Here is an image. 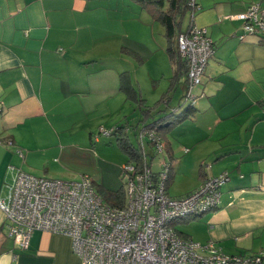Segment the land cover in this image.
I'll return each mask as SVG.
<instances>
[{
    "label": "crops",
    "instance_id": "crops-1",
    "mask_svg": "<svg viewBox=\"0 0 264 264\" xmlns=\"http://www.w3.org/2000/svg\"><path fill=\"white\" fill-rule=\"evenodd\" d=\"M196 4L198 17L191 16L190 23L207 29L214 53L202 85L194 90L197 102L187 104L194 108L193 116L167 134L170 150L164 148L163 160L173 164L172 182L191 180L186 192L207 178L228 174L220 206L185 226L197 229V241H213L227 254H260L264 252V33L241 40L243 22L230 16L254 4L264 11V0H196ZM131 7L138 10L135 17H126ZM127 21L152 36L159 27L134 0H0V200L7 198L21 171L51 179L87 176L94 185L115 191L99 169L101 140L96 133L98 128L112 132L127 126L128 104L138 109L120 89L123 73L129 72L149 108L143 83L134 81L132 73L149 66L154 82L167 85L153 97L159 108L165 107L168 115L185 112L180 106L186 105L188 80L178 78L170 89L176 68L164 43L150 38L145 44H130L139 58L135 60L121 52L123 45L128 46ZM114 38L116 48L110 44ZM166 92L170 94L164 99ZM178 96L181 102L173 105ZM135 145L139 146L138 139ZM10 227L0 209V264H83L68 236L34 231L29 247L21 249L9 236ZM184 228L177 226L179 233L193 240Z\"/></svg>",
    "mask_w": 264,
    "mask_h": 264
},
{
    "label": "built area",
    "instance_id": "built-area-1",
    "mask_svg": "<svg viewBox=\"0 0 264 264\" xmlns=\"http://www.w3.org/2000/svg\"><path fill=\"white\" fill-rule=\"evenodd\" d=\"M234 18L243 22L241 40L264 33V11L258 4L230 16ZM178 46L188 66L184 103L194 106V90L203 83L214 42L206 28L193 24L178 36ZM100 132L112 135L104 128ZM137 139L144 166L139 169L132 163L123 167L127 176L123 207L109 205L87 176L62 181L19 172L7 198L0 200V209L11 223L9 236L18 247L27 249L31 234L42 231L71 238L73 251L83 264H264V252L227 254L213 241L202 245L184 237L174 225L179 219L201 217L218 208L222 188L230 180L228 174L209 178L183 198H172L166 188L170 161L163 160L158 172L148 165L151 155L147 147L154 155L164 154L158 130L141 128ZM19 154L23 156L21 151Z\"/></svg>",
    "mask_w": 264,
    "mask_h": 264
},
{
    "label": "trees",
    "instance_id": "trees-1",
    "mask_svg": "<svg viewBox=\"0 0 264 264\" xmlns=\"http://www.w3.org/2000/svg\"><path fill=\"white\" fill-rule=\"evenodd\" d=\"M139 3L143 10L151 15L154 21L160 22L165 27V37L168 41V46L166 49L167 54L169 55L171 61L175 65V73L173 77L172 87L170 89L173 90V85L177 84L178 78L184 77L188 75V66L187 61L182 57L179 46H178V36L187 31L188 27L193 25V21L189 24L186 29H183V19L187 13L190 11H196L197 4L196 0L195 6H191L192 0H134ZM193 12V13H194ZM263 34V33H262ZM261 35V34H258ZM134 58L139 59L135 53H132ZM121 91L125 92L133 103L137 105V107L142 111L143 117L141 122L143 123L142 128H153L157 129L160 136L163 139L164 148L169 152V145L166 143V136L170 133L174 126L182 123L183 121L189 119L193 116V107L186 108L184 113L176 114L171 113L166 115L159 121H154L151 124L147 123V119L152 115L153 110H157L160 107V103H156L154 106L145 108L146 101L142 98L141 92L135 88V86L131 83V78L129 72L123 73L121 75ZM170 92H166L164 99L168 98ZM168 100V99H167ZM182 105L180 106V108ZM145 108V109H144ZM127 126H120L115 128L112 131V136H116L117 144L120 150L123 153L130 157V160L127 164H137L139 169H142L143 164V154L140 146L135 145L131 140L127 133ZM150 155L152 158L154 154L150 151ZM126 164V165H127ZM148 165L151 167V161H148ZM171 169L173 168L172 162H170ZM123 175L124 171H123ZM207 178L203 184L208 180ZM172 182V173L168 175L166 188L170 186ZM202 184V185H203ZM101 195V197L111 206H119L123 207L126 202V193L124 185L119 190H108L100 186L94 185ZM217 209V208H216ZM197 217H187L182 218L174 222L175 226L188 224L190 219H195ZM199 218V217H198ZM185 237V236H184Z\"/></svg>",
    "mask_w": 264,
    "mask_h": 264
},
{
    "label": "rangeland",
    "instance_id": "rangeland-1",
    "mask_svg": "<svg viewBox=\"0 0 264 264\" xmlns=\"http://www.w3.org/2000/svg\"><path fill=\"white\" fill-rule=\"evenodd\" d=\"M131 11L132 12L126 11V17H135L134 13H136L138 10L134 7H131ZM193 12L194 11H190L189 13H187L185 15V17L183 19V29L187 28L188 24L191 21V16H192V19H193L194 15L195 16L197 15L196 17H198L199 10H196L194 12V14H193ZM152 20H153V18H152ZM127 22H128L127 23L128 29H127V32L125 34L126 35L125 41L128 44V46L123 45V47L124 46L125 47L121 48V52L123 54H126L127 56H129L135 60V58L132 55L133 52L131 51V49H133V47H131L129 45L134 44V43L145 44V43L150 41V38H152L153 41L158 43V44L164 43L166 46V49H167L168 41H167V38L165 37V27L160 22H158L159 27H157L155 30V36H152V34L150 35L145 29H141V30L137 29L136 30V27H135L136 22H131V21H127ZM116 41H117V39H115V38L111 39L110 44H111L112 48H116V44L118 45V43H116ZM154 64H156V67L158 64L160 65V62L157 60V58L154 61ZM150 66H151V64H150ZM150 70H151V68L149 66L148 67L145 66L142 70L141 69L138 71L134 70V71H132V73H133L134 81L139 80L141 85L143 83L142 89L144 92V96L149 98V100H150L149 105L154 106L157 102V98L153 99V97L161 94L167 88V85L162 84L159 87L160 83L154 82L155 79H153L151 77V76H155V73L151 72V74H150ZM181 98L182 97H179V96H178V98L177 97L174 98L173 102H172L173 105L177 106L178 103L181 102ZM187 107H188L187 104L182 105L180 112L183 111L184 109H186ZM127 110H128V112H127V114H128L127 119L128 120H126L125 123H127L129 125V126L127 125V127H129V129H130L128 135L130 137V140L134 144H137V138L135 135H136V131L139 132L138 129L140 130L143 127V123L141 122L143 114H142V111L139 108L136 109V106L133 104L131 106V109H130V105L128 104ZM151 113H152L151 114L152 116L147 119L148 124H151L154 121H159L162 118H164L166 115H168L167 111L165 110V107H163V106L157 110H153ZM100 130H101V128H98L97 133H96V137H99L101 140V143L97 145L99 147V150H100V151H98L100 154V157L98 159L99 160V169H100V172L105 179V182L108 183L110 189L119 190L123 185L125 186L127 176L125 178L123 175V167L130 160V157L128 155H126L125 153H123L122 150H120V148L118 147V144H117L116 136H112V137L105 136L100 132ZM147 151H151V150L147 147ZM163 155L164 154L158 153V154L154 155V158H150V157H152V155L149 157V160H151V168L153 170H158V169L162 168ZM77 169H78V167H77ZM80 178H81V176L77 177L74 180H78ZM58 180L72 181L73 179H58ZM187 181H191V180H185L184 179L182 181V179H179V180L173 181L168 188V191L170 193L169 195L172 198L180 199V198H183V197L197 191L202 186V184H201L196 190L186 192L187 189H189V187L191 185ZM205 215H207V214H205ZM205 215H203V216H205ZM203 216H201L199 218L197 217L195 219H190L189 223L198 221ZM183 225L185 228L181 227ZM183 225H180L181 231H183L182 229L184 228L185 233L188 232L193 237L194 242L201 243L202 245H205V243L197 241L199 239V236L196 232V230H197L196 228H188L185 226L186 224H183Z\"/></svg>",
    "mask_w": 264,
    "mask_h": 264
}]
</instances>
